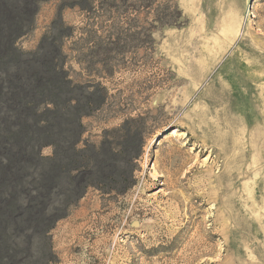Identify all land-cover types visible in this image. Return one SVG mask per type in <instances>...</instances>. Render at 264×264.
<instances>
[{
  "label": "rangeland",
  "instance_id": "1",
  "mask_svg": "<svg viewBox=\"0 0 264 264\" xmlns=\"http://www.w3.org/2000/svg\"><path fill=\"white\" fill-rule=\"evenodd\" d=\"M7 22L18 61L48 67L37 87L58 74L80 89L67 106L84 91L101 103L78 150L127 119L143 140L126 192L89 188L43 231L26 220L33 192L11 200L25 226L0 264H264V0H0ZM9 79L0 69V91ZM25 99L0 102V119L53 118V103Z\"/></svg>",
  "mask_w": 264,
  "mask_h": 264
},
{
  "label": "trees",
  "instance_id": "2",
  "mask_svg": "<svg viewBox=\"0 0 264 264\" xmlns=\"http://www.w3.org/2000/svg\"><path fill=\"white\" fill-rule=\"evenodd\" d=\"M11 16L20 23L17 12L12 11ZM10 27L8 22L6 26L1 24L0 69L6 71L10 79L7 80L9 88L0 91V102L12 111L27 106L25 98L34 95L39 100L53 103L56 109L53 118L42 127L35 122L16 127L14 123L0 119L5 124L0 126V159H4V166L0 169V240L11 243L5 247L0 243V247L5 249L3 253L14 255L17 252L12 245L14 231L22 230L25 224L24 219L18 220L22 223H14L10 217L14 208H8L11 200L22 199L33 192L35 198L32 197L31 201L36 210L25 216L26 220H35V232H40L63 217L68 207L78 203L89 188L123 194L130 188L131 180L125 164L138 154L143 132L139 126L141 119H127L117 129L105 132L98 147L85 145L78 150L76 146L82 134L80 121L89 112L98 110L101 103L94 101L93 93L81 90L84 95L78 96L74 106H67L68 100L80 89L57 78L58 74L48 82V88L37 87L38 81L47 82L49 79L40 76L43 71L48 72V67L42 68L43 63L34 66L32 62L18 61V56L7 44V38L16 29ZM44 147L51 148V156L39 158L37 150ZM5 196L7 200L3 201ZM47 205L49 211L45 213L43 206ZM40 243L41 240L38 247Z\"/></svg>",
  "mask_w": 264,
  "mask_h": 264
}]
</instances>
